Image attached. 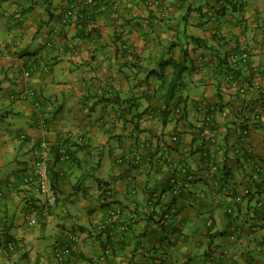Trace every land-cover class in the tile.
Returning <instances> with one entry per match:
<instances>
[{
    "label": "crops",
    "instance_id": "obj_1",
    "mask_svg": "<svg viewBox=\"0 0 264 264\" xmlns=\"http://www.w3.org/2000/svg\"><path fill=\"white\" fill-rule=\"evenodd\" d=\"M85 1L0 0V246L16 243L0 250V264H264V0L218 9L215 0ZM243 48L248 59L233 62ZM167 60L183 68L172 89ZM29 88L34 95L10 97ZM198 105L211 108L212 133ZM41 140L70 153L55 162L50 150L58 202L48 221L41 197L22 184ZM220 169L235 192L251 191L231 216L230 190L207 185ZM113 206L127 229L110 235L100 224ZM158 227L165 235L151 238ZM65 244L71 256L56 262L53 247Z\"/></svg>",
    "mask_w": 264,
    "mask_h": 264
},
{
    "label": "built area",
    "instance_id": "obj_2",
    "mask_svg": "<svg viewBox=\"0 0 264 264\" xmlns=\"http://www.w3.org/2000/svg\"><path fill=\"white\" fill-rule=\"evenodd\" d=\"M91 0H87L85 2H83V5L86 3H90ZM145 4L147 6H158L159 5V0H146ZM71 11L66 10L63 12L62 14V21L66 22L69 20V15H70ZM249 57V52L247 49H233L231 51L230 54V58L233 62H245ZM201 61H203L205 58L200 57L199 58ZM23 76L25 78H27L29 76V71L26 70L23 73ZM230 78V77H229ZM240 91H243L245 89L244 85L241 86V88H239ZM34 95V90L29 88L27 89L25 92L19 93L17 95H12L10 96L11 98L15 99V98H25L27 96H32ZM34 106L35 107H39L40 106V102L38 100H36L34 102ZM197 109L199 111L203 112V121H204V125L207 126L211 133L214 131V126H213V122L211 119V108L205 105H198ZM39 125L44 126V120L43 118H39L38 120ZM241 133L245 134V132H247V130H242L241 129ZM202 135H204V132H202ZM21 137L23 138L24 136L21 135ZM176 136H172L171 140L175 141L176 140ZM50 150H51V144L48 141L45 140H41L38 143L37 148H35V152H34V156L31 162V169L30 172L25 174L22 177V184L25 186H29L35 194L39 195L41 197V203L39 206V214L43 217V219L45 221H48L49 215L51 213V211L54 210V208L57 205V196L55 193V190L52 186V182L50 180L49 177V168H48V164H49V154H50ZM55 157H57V161H66L69 159V152L66 148V146L62 143V142H58L56 144V148H55ZM202 155L205 156V160L207 165L211 166L212 165V159L206 154V152H203ZM131 156H126L124 157L126 158H130ZM121 158L118 159V161H120ZM180 174L183 175L187 180H190L191 176L187 173L185 168H180ZM172 183L171 185V192L174 194H177L179 192V188L177 185V182L174 178L171 179L170 181ZM226 192V191H225ZM229 194V198H230V203L227 204L226 206V210L227 212L233 211V209L241 202H243V199H245V194L248 193L247 189H243L241 192H227L225 194V196H227V194ZM0 195H1V191H0ZM157 197L154 196L152 200H147L148 204L150 205H155L154 206H158L159 204L157 203ZM121 210L119 207H109L106 210V216L105 219L103 220V222L100 224V228L102 230L107 231L110 235L114 234V229L117 230H126L127 229V225L125 223H123L121 221ZM36 222V219L34 217H31L29 220L30 224H33ZM160 223L163 225H168L169 224V216L168 214H166V212H164L163 215H161V219H160ZM207 225L211 224V219H207L206 221ZM16 248V243L13 240L10 241H5L3 242V244L0 246V250L5 252H11ZM174 249L173 245L169 246V250L172 251ZM53 258L55 261L60 262L63 261L67 255L69 254V249L67 248H61V249H57L54 248L53 249Z\"/></svg>",
    "mask_w": 264,
    "mask_h": 264
},
{
    "label": "trees",
    "instance_id": "obj_3",
    "mask_svg": "<svg viewBox=\"0 0 264 264\" xmlns=\"http://www.w3.org/2000/svg\"><path fill=\"white\" fill-rule=\"evenodd\" d=\"M222 3H223V0H215V5H217L216 6V9H218L221 5H222ZM63 14V13H62ZM62 15H61V18H60V20H61V22L62 23H67L68 21H66V22H63L62 21ZM223 61H224V63H225V59H222ZM222 61V62H223ZM166 65V64H172L173 65V69H174V76H173V78H172V81H171V83H170V85H169V89L171 88H173L175 85H177L178 84V81L180 80V77H181V73H182V70H183V68L178 64V63H175V62H171V61H165L164 63H163V65ZM159 76H160V73L158 72L157 73ZM175 111H177L178 113H180V109L179 108H176L175 109ZM207 127V126H206ZM241 129L242 130H245V127H241V128H239V133H240V135L241 136H246L247 135V132H245V134H242L241 132ZM56 148V146H51V149L52 150H54L55 148ZM54 148V149H53ZM247 150L245 149V151H241V150H239V149H237L236 151H235V155H236V157L237 158H239V157H242V158H244V160H246L247 161V159L248 158H250V156L248 155V153L246 152ZM69 152V151H68ZM134 158H133V160H137L138 158L136 157V154L133 156ZM69 158H70V153H69ZM152 158V157H151ZM58 159H57V157H55L54 158V161L56 162ZM123 160V159H122ZM122 160H120L119 162H121ZM132 160V156L130 157V159L129 160H127V161H129V162H131V161H133ZM245 161V162H246ZM205 164H207V163H205ZM254 170V171H256V172H259V170H260V165L259 164H256V163H254V164H252V166H251V170ZM186 170H187V168H186ZM188 172V171H187ZM50 174V173H49ZM188 174L191 176V178H190V180L189 181H192V180H194V173H193V171L192 172H188ZM227 175H228V172L225 170V169H220V171H216V172H214V173H212L211 174V176H210V181L208 182V184L207 185H209V186H213V183L214 184H217L218 185V188H222L223 190L224 189H227L226 191H228V190H230V192H232V193H234L235 192V190L234 189H232V187L230 188L229 187V185H227L226 184V177H227ZM49 177H50V180H51V182H52V186H53V188H54V180L52 179V176L51 175H49ZM227 185V186H226ZM206 188L208 187V186H205ZM171 186L169 185V188H167V193H169V194H171L172 192H171ZM247 190H248V193L247 194H245V199H243V202H241V203H239L234 209H233V211H230V212H227V210L225 209V212L227 213V215L228 216H231L232 214H234V212H236L237 211V209L240 207L239 205H241L242 203H244V202H247L248 201V199H249V197L251 196V191H250V189H248V188H246ZM171 195H176V194H174V193H172ZM57 196V195H56ZM156 197H157V194L155 195ZM157 199L159 200L160 199V197H157ZM57 202H58V197H57ZM157 203H158V201H157ZM262 205H263V202L260 200V199H258V200H256L255 201V204H254V208H261L262 207ZM226 206L227 205H225V208H226ZM152 207H156V206H152ZM164 212H166V214H168V216H171L174 212H171V210H170V208H169V206L168 207H166L164 210H163V212L161 213V215H163L164 214ZM258 219H259V221H261L262 223H264V211H262V213L261 214H259V216L257 217ZM161 219V218H160ZM160 219L158 220V222H159V224H160V226L162 227V226H167V225H163V224H161L160 223ZM207 219H210V218H207ZM207 219H206V221H207ZM211 223H212V219H211ZM205 224H206V227H208V226H210L209 224L207 225V223L205 222ZM169 225V224H168ZM10 240H12V238H9L7 241H10ZM54 248H57V249H61V248H67V249H69V254L67 255V257L63 260V261H60L61 263L62 262H65L70 256H71V249H70V247H69V245H67V244H65V245H61V246H59V245H55L54 247H53V249ZM52 253H53V250H52ZM222 253L223 254H226L227 253V250L225 249V250H222ZM53 255V254H52ZM220 258H224V256L222 255V254H220ZM57 262V261H56ZM59 262V263H60Z\"/></svg>",
    "mask_w": 264,
    "mask_h": 264
},
{
    "label": "rangeland",
    "instance_id": "obj_4",
    "mask_svg": "<svg viewBox=\"0 0 264 264\" xmlns=\"http://www.w3.org/2000/svg\"><path fill=\"white\" fill-rule=\"evenodd\" d=\"M96 181V180H95ZM171 222V216H169V223ZM166 231L162 229L161 227H158V229H152L149 231V235L151 238H156L165 235Z\"/></svg>",
    "mask_w": 264,
    "mask_h": 264
}]
</instances>
